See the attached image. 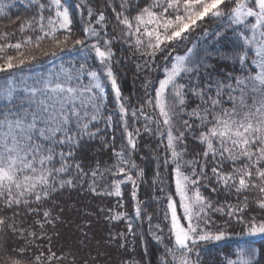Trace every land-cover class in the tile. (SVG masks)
I'll list each match as a JSON object with an SVG mask.
<instances>
[{
  "label": "snow or ice",
  "instance_id": "1",
  "mask_svg": "<svg viewBox=\"0 0 264 264\" xmlns=\"http://www.w3.org/2000/svg\"><path fill=\"white\" fill-rule=\"evenodd\" d=\"M105 3L113 13L111 24L103 11H94L83 0L79 4L28 0L34 13L17 29L22 39L13 43L15 32L0 33V73L8 76L0 84V264H77L71 247L53 251L46 228L59 222L64 211L59 199L70 191L102 200L115 197L114 207L98 211L110 225L125 222L123 231L110 228L103 246L97 241L95 255L89 250L82 264H113L108 248L121 254L115 264H140L127 248L128 237L136 236L137 221L140 225L147 221L148 231L162 246L159 264H203L205 246L228 238L226 229L233 221L244 226L247 236L264 234V216L248 214L250 205L264 212V0ZM6 7L0 3V17L7 18ZM73 7L81 10L82 17L86 9L84 39H71ZM209 21L218 22L211 33L218 42L228 40L231 33L230 50L200 52L197 41L184 47L183 54L177 51ZM208 35L205 30L203 37ZM46 39L60 51L70 41L72 48L80 46L79 66H60L31 83L12 76L11 70L37 60L25 49L49 54L41 49ZM115 43L127 45L142 58L136 64L138 71L163 74L155 86L146 76V99L138 106L122 96L113 71V64L119 63L114 59ZM10 49L16 54H8ZM213 59L238 65L239 71L218 74ZM109 84L117 104L112 114H106ZM113 116L126 138L119 150L114 136L109 142L102 135L113 126ZM141 130L159 139L162 167L171 169L167 175L174 177L178 200L167 191L159 168L156 183L150 185L163 193L149 197L164 201L163 226L153 224L148 203L138 198V182L145 181L133 153ZM97 139L108 159L87 162L85 145ZM190 141L196 147L190 149ZM126 184L132 186L133 216L122 202ZM201 189L216 198L205 196ZM216 214L223 218L222 228L213 219ZM81 235L79 244L87 248L91 238L83 230ZM244 254L240 249L239 258L228 264H251Z\"/></svg>",
  "mask_w": 264,
  "mask_h": 264
},
{
  "label": "trees",
  "instance_id": "2",
  "mask_svg": "<svg viewBox=\"0 0 264 264\" xmlns=\"http://www.w3.org/2000/svg\"><path fill=\"white\" fill-rule=\"evenodd\" d=\"M81 2L82 0H73L74 4H79ZM83 2L87 7L93 8L94 11H103L108 17L109 23H113V13L105 3V0H83ZM0 3L7 6L5 8L7 18L0 17V33L15 32L16 34L11 37V42L15 43L22 39V34L17 31V29L20 24L33 15L34 9L28 7V0H0ZM70 15L73 20L71 25V39H84L85 34L83 28L87 26L88 22L86 9L82 17L80 9L74 7L70 8ZM217 28V21L205 23L203 28H198L187 43L177 49V51L183 54L184 47H190L192 44L197 43V41H199L198 50L200 52L207 50L208 52L214 53L217 50L221 52L230 50L233 47L231 33L228 34V40H221L218 42L211 34ZM205 30L209 32V35L203 37V32ZM109 31H111V28H109ZM0 43H3V41H0ZM79 47L80 46L77 45L76 48H72L70 41L69 46L65 47L63 51H60L59 49L53 48L51 41L46 39L41 44V49L49 54L43 55L39 50H32L31 53H28L27 49H25L26 54H35L37 60L32 61L31 64H26L20 68L11 70V75L18 76L31 83L33 79L57 71L60 66L67 67L70 64H75L78 67L82 60V53L78 50ZM52 51H56L57 55H51ZM113 51L115 52L114 59L119 61V63L113 64V71L117 74V82L121 89L122 96L128 98L132 106H138L146 99L144 95L145 89L143 87L146 76L153 80V85L155 86L156 81L163 78V74L159 71H155L152 72L151 75H148L145 72L138 71L136 64L139 63L142 58L133 55L127 45L115 43L113 45ZM8 54L15 55L16 53L14 50L10 49ZM161 62L162 61L158 57L157 64ZM212 62L215 64L218 74L239 71L238 65L218 59H213ZM88 63L91 65L93 61L89 60ZM5 79H8V76L5 73H0V84H2ZM105 95V104L107 105L106 114H112L117 111V104L115 103L114 93L110 84L106 88ZM116 119L117 117L113 116V126L102 132V135H104L105 139L109 142H111V138L114 136V146L119 150L122 145L126 144V138L122 126L116 123ZM99 127L104 129V124L101 122ZM141 131L142 135L138 139L137 152L133 153L135 163L140 169H143L144 172L145 182H138V198L148 203V211L153 215V224L161 223L163 226L160 218L161 209L164 207L163 199L159 202L149 200V197L153 195L163 197V193L159 192L158 188L150 185L156 183V173L159 168L161 175L164 176L168 182L167 191L173 194V199L178 200V197L175 195L174 177L167 175L168 172H171V169L165 170L162 167L164 151L162 147H158L159 139L150 134L143 133V130ZM192 147H196V145L190 141V149ZM83 155L86 157L87 162H91L93 158L104 161L108 159L109 153L102 150V144L100 140L97 139L85 145ZM188 158L190 159L191 157L189 156ZM132 174L135 177L137 172L134 170ZM122 191L124 210L127 211L129 216H133L135 201L131 197V184L122 185ZM201 191L209 198H216V194L208 190L201 189ZM220 198L223 200L222 194ZM249 199H252V197L249 196ZM115 200V197L104 198L102 200L87 192H65L59 199V203L64 209V211L60 213L59 222L56 223L54 228L46 225L49 234L52 236L53 251H57L58 249L60 251H67L69 247H71L72 250L77 253V264H82V259H88L89 250L92 251V255H95L96 242L99 241L103 246V237H105L110 228L113 231H123L125 228V222L123 221L114 222L111 225L108 224L103 214L98 211L99 207H114ZM248 214L256 215L258 219L264 216V212H261L258 207L251 205ZM213 219L216 221L218 227H223V218L220 215H214ZM245 219H247V215ZM137 224L139 226L133 229V231L136 232V236L128 237V252L133 254L135 258L140 261V264H159V257L163 251L162 246L153 239L152 234L148 231L147 221H144L142 225L137 221ZM82 230L87 232L88 236L91 238V242L87 248H81L79 244L80 239H82ZM215 230L216 229L213 228V231ZM226 230L230 234L228 238L219 242H212L205 246L203 264H228L229 260H237L239 258L238 252L240 249L245 250L244 258L250 259L251 264H264V234L247 236L244 234V226L237 224L235 221H233L232 225ZM56 233H58V235H56ZM165 243H167V240ZM106 250L109 251L114 258L113 264H115V258H119L121 254L117 253L114 248H108ZM249 252L254 254L249 256ZM25 255L28 254L25 253ZM69 260H71V257H69Z\"/></svg>",
  "mask_w": 264,
  "mask_h": 264
}]
</instances>
